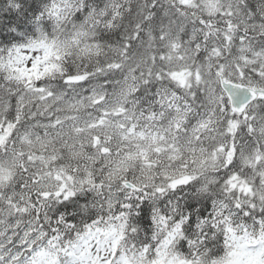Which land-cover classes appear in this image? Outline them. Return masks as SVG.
Returning a JSON list of instances; mask_svg holds the SVG:
<instances>
[{"label":"snow or ice","instance_id":"1","mask_svg":"<svg viewBox=\"0 0 264 264\" xmlns=\"http://www.w3.org/2000/svg\"><path fill=\"white\" fill-rule=\"evenodd\" d=\"M0 264H264V0H0Z\"/></svg>","mask_w":264,"mask_h":264}]
</instances>
